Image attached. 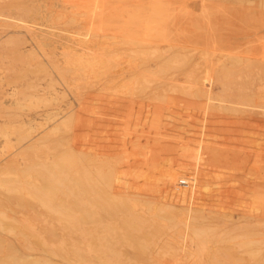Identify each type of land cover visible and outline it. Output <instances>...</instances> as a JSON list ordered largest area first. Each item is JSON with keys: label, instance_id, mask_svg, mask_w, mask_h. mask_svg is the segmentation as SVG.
<instances>
[{"label": "rangeland", "instance_id": "rangeland-1", "mask_svg": "<svg viewBox=\"0 0 264 264\" xmlns=\"http://www.w3.org/2000/svg\"><path fill=\"white\" fill-rule=\"evenodd\" d=\"M262 2L0 0V76L5 80L0 102L7 106L10 92L19 90L23 101L15 110L22 112L10 130L29 135L26 142L16 131L0 135V164L40 133L55 138L67 129L68 143L61 147L80 142L93 154L91 164L100 166L90 165L92 173L110 176L113 184L104 185L111 200L129 203L144 220V230L151 223L160 228L156 239H147L149 244L154 239L152 248L169 240L175 246L188 244L197 228L208 254L205 264H264ZM186 20L197 23H182ZM12 41L19 42L18 48ZM69 114L84 116L73 132L60 122ZM1 192L8 193L0 186ZM13 203L0 210L8 220L5 227L14 225L12 218L21 221L14 225L18 231L3 228L0 233L19 247V228L24 234L30 225H60L34 200L24 208ZM120 209L105 220L112 229L101 238L115 247H132L140 223L124 224ZM93 238L97 245L99 236ZM32 246L33 253L44 249L41 243ZM224 251L230 257L224 258Z\"/></svg>", "mask_w": 264, "mask_h": 264}, {"label": "bare ground", "instance_id": "bare-ground-1", "mask_svg": "<svg viewBox=\"0 0 264 264\" xmlns=\"http://www.w3.org/2000/svg\"><path fill=\"white\" fill-rule=\"evenodd\" d=\"M262 3L264 4V2H262ZM254 5H255V3H254ZM256 5H257V3H256ZM251 6H252V4L250 5V7ZM261 6H262V4H261ZM247 7H248V5H247ZM183 20H185V19H183ZM197 20L198 19H196V21ZM188 21L187 20H186V22L182 21V23H188V24H196L197 23V22L194 23L193 21H190V20H188ZM171 23H173V20ZM10 40H12V39L5 40V41L8 42ZM7 42H6V44H7ZM3 43H5V42H3ZM8 43L10 44L11 42H8ZM13 43H14V41H12V44ZM18 43L13 44V46L15 47V45H16V47H17V45H19ZM1 44H2V42H1ZM6 44H4L3 46L8 45V44L7 45ZM8 47H10V46L8 45ZM4 49H5V47H4ZM3 81H5V80H3ZM3 81H2V76H0V88L3 87V86H1ZM18 91L13 89L10 92V98H8L10 100L7 99V102H9L7 106L3 104L4 101L0 102V115L2 117H4V120L2 119L3 123L0 124V135H4L7 137V135L9 134V130L12 129L11 124H13V123H15V121L19 120L17 117H19L18 112L21 110H19L20 109L19 108L17 111V110H15V108L22 103L21 102L22 99L19 98L21 95H18L19 97L17 96V94H20V93H18ZM2 92H5V91H2ZM4 94L5 93H2V95H4ZM7 102H5V103H7ZM74 113L72 112L70 114H74ZM70 114H69L68 118H66V120L64 119L66 117L65 116L62 118L63 121H62V119H61V121L60 120H58V121H60L62 123H64V121H65L66 126H70L69 130L71 129V127H74V128L77 127L78 128V125H80L78 123V120L81 118V122H83L84 116L82 117L80 115L79 119H77L76 117H78L77 116L78 114L76 115V117L73 115H70ZM55 124H56V126L60 125L59 122H58V124H57V122ZM55 124H53V126ZM19 127L21 128V127H23V125L19 126ZM13 128H16V127H13ZM20 128H18V130H20ZM58 128H61V127H58ZM43 130H42V132H45ZM72 130L74 131L75 129H71L70 131H72ZM11 131L12 130H10V132ZM15 131H16V129H14V132ZM46 131H48V130H46ZM17 132H19L18 135L20 136L21 140L24 139L25 141L24 140L23 141L26 142V138L28 139V136H29V135L27 136L28 133L27 134L25 133L26 130L25 131H16L15 133H17ZM32 132H30V135L33 136ZM60 132H62L61 133L62 135H60V133H58L60 136L55 137V138H53L54 136L52 137V134H49L50 136L48 134H46L47 132H45L43 134L40 133L41 136H39L40 134L38 136L35 135V137L37 136L36 139L33 138L32 141L30 140L27 144L19 147L18 150H14L16 152L13 151L14 154L9 159H7L2 165L0 164L1 165L0 166V186L2 188H4V191L8 192L6 195L1 192L3 195H5V198H3L4 196L2 198L0 197V205L3 204L1 206V208H4L5 205H8V203H11V202H15L13 204L20 203L17 206L22 204L21 208H24L23 207L24 205H28V203L30 201L34 200L38 203V206H40L42 208V211L44 213H46L50 216H53L55 219L59 220V222H60L59 226L53 224V222L51 224V222H49L48 220H46V221H48L47 224H44L40 227L39 226L35 227L32 225L26 227V225L24 224L26 227V229H25L26 231L24 230L25 227L22 225L24 227L23 232L24 231L25 232L23 234L22 229H21L22 227L19 228V230L22 234L21 237L23 238L22 242L19 240L22 243V245H20L21 247H19L14 242H12L10 238H8L6 236H1V233H0V264H205V262H207L206 260L208 258L207 257L208 254L206 252L205 246H204L203 241H202L203 235H202V232H200V230H197V228H195V230L193 228V230H191V232L192 231L193 232L188 235V239H189L188 244L181 245V246L177 244L178 246H175V245H173V244H175L174 241L172 240L173 242L171 243V240H169L168 245H166V246L152 248L150 246V244L153 243L154 239L157 238L156 236L158 235V232L156 230L160 229V228L156 229V226H154L153 223H151L152 227L149 228L148 230H144V226H145V225H143L144 220L138 214L133 212L132 211L133 209L132 210L130 209L129 203H128V205H129L128 206L125 203V201L119 203L117 201L115 202V201L111 200L110 194L107 193V189L109 187L107 188L104 185V184H106V185L110 186L109 183L113 184L112 182H109L110 176L106 175L105 173H102V172H104V171L100 170V169H102V167L99 169L100 171H97L96 173L93 171L94 174L92 173V171L90 169V165H92L91 161H92V155L93 154L91 153V151L86 150L87 148H85V147L83 148L82 147L83 145L79 146L80 142L69 143L68 145L65 143V146H67V147L62 148L61 147L62 144L64 145V142L67 141L68 137L66 136V134H68L69 131L66 129V133H64L65 134L64 135L63 132H65V131H63L61 128ZM71 133H69V134H71ZM53 134H54V132H53ZM72 135H73V133H72ZM20 138L18 140V143L21 141ZM74 139L76 140V138H74ZM71 140L72 139H70L69 141H71ZM67 143H68V141H67ZM81 143L84 144L83 142H81ZM93 145H94V143H93ZM89 146H91V145H88L87 147L89 148ZM95 146H94V148L96 150ZM80 147H82V148H80ZM91 148H90V150H91ZM93 163H94V161H93ZM95 166L97 168L98 165L96 164V165H94V167ZM98 167H100V166H98ZM81 168H84V170L82 171ZM92 170H93V168H92ZM107 171H109V170L107 169L106 172ZM9 174H16V176L15 177L5 176V175H9ZM111 178L113 179V176ZM112 181H114V180H112ZM102 183H103V185H102ZM98 185H102L103 187H105V188H103L102 186H99L103 189L102 192L101 191L99 192V190H102L101 188L98 191L96 190V189H98ZM111 186H113V185H111ZM121 190H123V187ZM112 191H114V190H112ZM117 191H118V189H117ZM119 191H120V189H119ZM119 191H118V193H119ZM1 193H0V195H1ZM113 193L114 192H112V194ZM135 193H137V192H135ZM93 194H95V195H93ZM114 194H116V193H114ZM123 194H126V193H123ZM132 194H134V192ZM108 195L110 198L108 197ZM136 195L138 198L139 197L142 198V196H143L139 192ZM136 195H134V196H136ZM71 196H73V197H71ZM90 196H92L93 198L99 197L102 199L101 200L100 199L91 200ZM120 196H121V194H120ZM127 197L129 198V196H127ZM133 198H136V197H133ZM84 199H85V201H84ZM99 200L102 202H100ZM145 200H146V198H145ZM177 201H178L177 204H179V200H177ZM177 201H175V202H177ZM138 202H140V201H138ZM183 202L188 203L186 201H183ZM4 203H6V204H4ZM34 203H32V204H34ZM148 203H149V201L143 202V204H148ZM171 203H172V200H171ZM35 204H34V206H35ZM99 204L102 206L101 209H104V208L106 209V210L104 209L105 211H103V212L105 215H107V217L105 215L100 214V213H102V211L98 208V207H100ZM134 204H132V205L135 206ZM172 204L176 205L174 202ZM181 205H183V204L181 203ZM38 206H36V207H38ZM120 206L124 208V209H120L121 212H123V213H121L122 216H120V220H122L124 222V224L126 223V225L133 227L132 224L136 225L135 223H140V225H138L139 226L138 230L140 231L141 234L136 233V235H135V233H134V236H133L132 233H130L128 231V230H130V227L128 230L126 228V231L129 232L133 236L132 237V240H133L132 244L133 245H132V247H130L131 246L130 245L128 248H125L124 246L123 247L112 246V244L110 245V243H108V242L107 243L103 242L104 240L101 238L102 233L107 234L111 231L110 229H112L110 227L111 225L110 226L107 225L109 223V221L105 222V220H109L110 216H112V214H114V212L116 214L117 213L116 211H119V208H121ZM176 206H179V205H176ZM25 207H28V206H25ZM172 207H173V205H172ZM30 209H31V206H30ZM23 211L25 212V210H23ZM107 211H108V214H107ZM1 212L2 211L0 210V232H2L4 230L3 228H5V230H6V228H9L8 230H10V231L15 230L14 225L17 223L20 224L21 221L18 220L20 222H17V220L15 219L16 217L12 218L11 220L13 221V219H14L16 221V223L14 221V225H13V222H8V224L11 227H5L6 226L5 223L7 224L8 220L6 222L4 221L5 220L4 217L6 218V216L4 215L5 213H3L4 212L3 211L1 214ZM14 212H16V211H14ZM42 213H39V214H42ZM39 214H38V217H39ZM53 217H51L52 220H54ZM115 217H117V216H115ZM30 219H32V218H30ZM33 219H34V217H33ZM26 220H27V218H26ZM32 220H30V221H32ZM93 220L96 221L95 225H93V223H92V226L88 227L87 225H90V223L93 222ZM39 222H41V221H39ZM10 223H12V224H10ZM30 223L31 222H29L28 224H30ZM121 224H123V223H121ZM15 226L18 227L19 225H15ZM125 226H123L124 229H125ZM117 227H118V223H117ZM118 230H120V229H118ZM15 231H18V230H15ZM112 231H115V230L113 229ZM75 232L80 235L79 237H81V240H78L79 237L76 238L77 236H74V234H72ZM116 232H117V234H119V232L117 230H116ZM120 232L122 233V230ZM135 232H138V231L135 230ZM183 232L184 231H182V234L184 236L186 233L184 234ZM129 233H127L126 235H127V237H129V240H130L131 235L128 236ZM159 233H160V231H159ZM16 234L13 235L14 238L19 239V238H17L18 235H16ZM18 234H20V233L18 232ZM117 234H116V236H117ZM75 235H77V234H75ZM96 235L99 236V241H97L98 242L97 245L93 241V239H94L93 237ZM122 235H124V234L122 233ZM104 236L107 239L110 237V236L108 237L106 235H104ZM111 236L113 238V235H111ZM183 236L181 235V237H183ZM207 236L208 235H206L205 238ZM151 237H153V238L155 237V238L149 244L147 239L148 238L150 239ZM181 237H179V238H181ZM116 238H115V241H117ZM162 238H163V236H162ZM177 238H178V236H177ZM34 240H35V242H33ZM94 240H98V238L94 239ZM158 240H160V239L158 238ZM167 240L165 239L162 242H165V241L167 242ZM182 240H183V238L180 241L181 244L184 243V242H182ZM111 241H112V239H111ZM124 241H126L125 238H124ZM127 241H126V244L128 243ZM135 241H136V243H134ZM109 242H110V240H109ZM120 242H123V241H120ZM177 242H179V241H177ZM32 243H39V244L41 243L43 245L44 249L42 251H37V252L33 253L30 251V250H33V248H34L32 246ZM116 244H117V242H116ZM128 244L126 246H128ZM148 244L150 247L148 246ZM155 244H156V242H155ZM118 245H116V246H118ZM124 245H125V243H124ZM153 245L154 244H152V246ZM54 247H58V249H53ZM220 252H222V251H220ZM228 252L229 251H227V253ZM227 253L225 252L223 254H227ZM218 256H219V253H218ZM226 256H228V254L224 255V258ZM228 257H230V256H228ZM210 258H211V256H210ZM231 259H232V257H231ZM225 262H226V260H225ZM209 263H211V262H209Z\"/></svg>", "mask_w": 264, "mask_h": 264}, {"label": "built area", "instance_id": "built-area-1", "mask_svg": "<svg viewBox=\"0 0 264 264\" xmlns=\"http://www.w3.org/2000/svg\"><path fill=\"white\" fill-rule=\"evenodd\" d=\"M182 183H184V182H182Z\"/></svg>", "mask_w": 264, "mask_h": 264}]
</instances>
